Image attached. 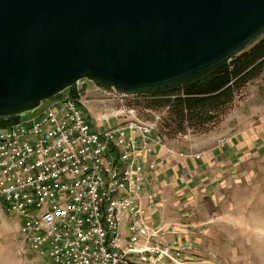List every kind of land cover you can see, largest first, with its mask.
<instances>
[{
	"label": "built area",
	"instance_id": "built-area-1",
	"mask_svg": "<svg viewBox=\"0 0 264 264\" xmlns=\"http://www.w3.org/2000/svg\"><path fill=\"white\" fill-rule=\"evenodd\" d=\"M84 84L73 85L77 96L60 93L38 115L0 125L6 212L20 218L19 235L38 264L176 262L186 246L166 242L148 221L144 188L164 161L160 150L195 154L169 146L156 120L93 117ZM106 88L108 99L137 95Z\"/></svg>",
	"mask_w": 264,
	"mask_h": 264
},
{
	"label": "water",
	"instance_id": "water-1",
	"mask_svg": "<svg viewBox=\"0 0 264 264\" xmlns=\"http://www.w3.org/2000/svg\"><path fill=\"white\" fill-rule=\"evenodd\" d=\"M264 35V0H0V119L88 79L126 94L190 81Z\"/></svg>",
	"mask_w": 264,
	"mask_h": 264
},
{
	"label": "crops",
	"instance_id": "crops-1",
	"mask_svg": "<svg viewBox=\"0 0 264 264\" xmlns=\"http://www.w3.org/2000/svg\"><path fill=\"white\" fill-rule=\"evenodd\" d=\"M247 105L245 112L237 106L231 110L217 132L202 134L200 147L191 143L187 152L198 157L162 149L158 156L164 161L149 171L143 200L147 219L165 231L166 242L185 245L183 254L191 250L201 226L215 220L213 215L227 217L240 199L242 183H249L253 194L264 191V94L256 92ZM221 137H227L225 145L219 144Z\"/></svg>",
	"mask_w": 264,
	"mask_h": 264
},
{
	"label": "rangeland",
	"instance_id": "rangeland-1",
	"mask_svg": "<svg viewBox=\"0 0 264 264\" xmlns=\"http://www.w3.org/2000/svg\"><path fill=\"white\" fill-rule=\"evenodd\" d=\"M99 86L101 89L96 90L95 88ZM263 87L264 73L262 77L248 83L235 100L227 106L225 113L213 122L204 127L193 128L194 130L187 128V131L175 135L159 134L169 146L180 151L190 150L191 143L195 142L196 146L200 147L199 138L202 134L217 132L225 121V117L236 106L240 107L242 112L249 110L247 103L250 100L255 101L256 92L264 94ZM109 89L97 82L85 79L84 95L85 98L90 99L88 108L93 117L100 119L101 116H106L105 122L110 119L112 124L136 117L143 121L156 120L158 125H161L166 112L147 108L145 101L150 95L141 94L108 99L106 92ZM62 93L67 94L68 92L65 90ZM247 98H249L248 102ZM48 101H44L34 110L21 114L20 118L25 119L38 115ZM249 188V183H242L240 199H237L230 209L228 208L227 217L219 216L218 213L213 215L215 220L204 223L201 229L199 228L201 232L197 234L191 250L185 252L176 262H168V264H264V203L262 204L264 191L262 193L255 191L253 194ZM251 194H253L252 203L247 204ZM230 211L233 213L232 216H229ZM19 224L20 218L8 214L0 198V264L39 263L20 237Z\"/></svg>",
	"mask_w": 264,
	"mask_h": 264
},
{
	"label": "trees",
	"instance_id": "trees-1",
	"mask_svg": "<svg viewBox=\"0 0 264 264\" xmlns=\"http://www.w3.org/2000/svg\"><path fill=\"white\" fill-rule=\"evenodd\" d=\"M263 72L264 35L231 59L190 81L137 95H150L145 101L147 108L166 112L158 131L170 136L185 132L187 128L204 127L218 119L241 90ZM66 91L77 96L75 86ZM18 118L12 116L0 119V125H7Z\"/></svg>",
	"mask_w": 264,
	"mask_h": 264
},
{
	"label": "bare ground",
	"instance_id": "bare-ground-1",
	"mask_svg": "<svg viewBox=\"0 0 264 264\" xmlns=\"http://www.w3.org/2000/svg\"><path fill=\"white\" fill-rule=\"evenodd\" d=\"M140 94V93H139Z\"/></svg>",
	"mask_w": 264,
	"mask_h": 264
}]
</instances>
